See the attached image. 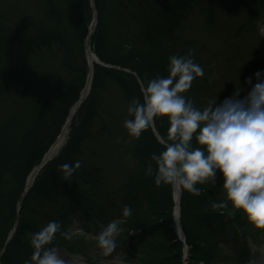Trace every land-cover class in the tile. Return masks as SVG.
<instances>
[{
	"label": "rangeland",
	"instance_id": "rangeland-1",
	"mask_svg": "<svg viewBox=\"0 0 264 264\" xmlns=\"http://www.w3.org/2000/svg\"><path fill=\"white\" fill-rule=\"evenodd\" d=\"M51 3L57 9L59 16L51 12ZM87 5L92 8L91 0L84 6ZM141 8L146 10L147 6L143 4ZM108 9V15L103 18V31L109 42L115 44L126 39L132 41L141 29L140 23L132 19V9L127 10L117 1L115 3L112 1ZM156 9L159 12L158 25L160 24L161 29L167 25L170 26L169 17L175 14L178 16L170 23L172 29L167 30V32L171 30L169 35L164 30L161 31V41L164 44L157 46L169 48V52L176 55L182 54L183 50L185 55L192 51L193 56L196 54L200 63L205 64L203 69L209 79L206 83L207 105L209 101L215 99L217 104L222 103L232 96L237 87L241 89L240 99L247 95L256 83L254 74L258 71L264 72V0H159ZM121 15L125 16L126 22L120 18ZM72 18L71 8L66 0H0V36L10 32L30 35L60 29L71 34L74 39V53L77 60L81 62L83 51ZM93 18L94 11L90 25ZM16 48V51L10 54L9 60L0 61V127L2 126L0 136L3 134L12 141L11 146L14 149L10 150L13 152L18 151V146L23 143L24 135L31 124L40 117L43 119L49 107L66 96L65 93L73 81V77L63 65L66 58L59 43L42 46L39 51L25 50L24 47L20 50L19 45ZM178 50L182 51L177 53ZM2 56L0 53V59ZM8 71L14 72V75H9ZM248 77H253L252 85L245 84ZM74 80L75 86L82 77ZM99 97L100 102L90 126V134L72 156L75 163L80 161L81 167L88 171L90 176L97 177L98 181L94 185H87L85 177L78 172L65 178L62 171L60 176L71 185L81 184L85 191L93 194L94 200L99 203L95 207L97 213L109 207L110 218H115L121 229L116 237L117 241L124 232L122 225L124 220L121 214L124 208L123 203L126 202L125 198L129 197V194H135L136 198L128 200L140 211L136 213V217L140 220L137 225L144 226L155 222L154 217L145 216L143 212L151 210V203L146 198L147 194L151 190L158 189L159 186L151 178L155 177L152 175L156 172L148 174L142 159L132 153L136 142L125 129L124 121L133 118L128 114L130 102L122 86L112 81L107 87L101 89ZM48 120L45 119V121ZM80 120L81 117L79 123ZM67 139L68 136L65 143L53 154V158L66 145ZM7 175L9 174L6 173L4 177L6 178ZM27 180L28 176L26 183ZM8 182H3L6 187L4 192L7 193V200L11 205L17 196L19 186ZM223 183V175L217 170L215 184L210 183L204 190L201 189L203 184L196 185L201 190L200 194H206V190L210 193L208 197H203L200 203L193 205L192 210L196 211L194 218L207 225L216 213L224 214V211H231L240 214L246 223L244 231L259 240L262 251L260 250L257 256H255L257 252H253L254 258L249 261V256L245 255L246 260H243L239 256L245 249L244 241L241 243L239 238L232 240L222 237L223 244H219L215 237L206 247L215 249L214 253L219 250L217 253L222 254L223 257H219L218 254L212 263L203 258L190 260L189 253L187 258L182 260L183 264H259L261 260L264 262V230L255 228L242 212L232 207L226 200ZM171 193L174 200L172 211L174 215L176 211L174 186H171ZM66 203L67 199L60 195L55 196L54 199L36 196L30 202L28 214L43 228L58 216L59 209ZM219 203H225L226 206H214ZM19 206L21 201L18 203V208ZM159 207L163 208L162 204H159ZM4 210L3 220L0 221V241L7 234L14 216L12 206L6 204ZM180 213L182 215V205ZM132 215L135 214L132 213ZM97 220L98 222H83L85 227L79 226L80 222L76 221V225L70 224L67 228L68 236H65L63 240H67L75 248L80 246L84 248V252L79 254L76 252L77 254L73 255L74 264H144L137 262V255L140 253L138 251H142V248L133 256L128 254L121 258L119 253H116V256L114 254L105 256L96 238L102 226L108 224L102 225V222ZM131 232L138 233L140 230L132 229ZM231 235H228L229 238ZM162 237L159 234L150 237L143 248L148 255L153 254L152 258L159 257L156 259L157 263L162 262H159L162 257L166 260L174 254L170 252L171 254H166V257L162 253L164 250L162 247L154 248V244L162 246ZM168 262L172 263L170 260ZM168 262L166 264H171Z\"/></svg>",
	"mask_w": 264,
	"mask_h": 264
},
{
	"label": "trees",
	"instance_id": "trees-1",
	"mask_svg": "<svg viewBox=\"0 0 264 264\" xmlns=\"http://www.w3.org/2000/svg\"><path fill=\"white\" fill-rule=\"evenodd\" d=\"M52 1V0H50ZM89 0H66L71 8L72 19L74 20L76 33L80 37V47L83 51L81 62L77 60L76 53H74L73 41L71 34L63 30L44 31L37 34H9L4 33L0 36V53L3 55L0 61H6L10 59V54L16 51V46L19 45V49L29 51H39L42 46H51L53 43H59L64 53L66 60L63 61L67 72L73 77V81L70 83L69 88L66 91V96L63 99L56 101L46 112V116L40 117L37 121L33 122L25 133L23 143L19 145L17 152H13L12 141L3 134L0 137V221L4 216V205L13 207V218L9 224L7 234L0 241V252L5 247L4 252L0 255L1 264H25V261H31V256L34 251L31 245L32 235L42 229L40 225L29 217L28 210L30 209V202L36 196L48 197L54 199L55 196L60 195L67 199V203L59 209L58 216L51 221H56L61 224V231L55 234L53 245L55 247L62 246L67 248L71 253L84 251L83 247L75 248L67 240L64 241L67 228L75 222L76 218L83 216L87 222L97 221V219H103L104 224H109L114 221L115 218H110L111 210L109 207L101 209L98 213L95 207L99 205L94 200V195L89 194L84 190L83 186L71 185L65 182L60 173L62 172V164L75 165L73 161V154L80 148V145L85 141L86 137L90 134V126L93 123L96 107L100 102V91L105 86L116 81L122 86L129 102L133 98H140L142 102V93L140 91L139 80H143L145 84L147 81L156 78L157 76L166 77L168 75L167 68L169 64V57L176 53L169 52V48L158 47L162 43L161 31L167 32L168 29H172L170 24L178 17L177 14L169 17L168 22L170 26L163 27L161 29L158 22L159 12L156 9V5L159 0H95L96 8L99 13V22L96 31L92 35L91 44L94 52L106 63H110L113 66L107 67L101 64L95 63L94 78L92 81V88L82 103L80 109L77 112L76 118L74 117L70 131L68 133V139L66 145L60 150L59 154L50 160L38 173L34 184L30 187L27 194L23 197V192L26 187V179L29 176L33 168L38 165L49 147L56 140L58 134L65 123L68 116L70 107L78 100L80 93L85 86L89 66L86 55V37L89 31L90 20L93 15L92 8L84 6ZM116 1L122 7H126L127 10L132 9L131 16L134 21L140 23V31L131 40H125L123 42H117L111 44L103 31V18L108 15L109 5ZM52 4V3H51ZM145 4L146 10L141 6ZM142 9V10H141ZM51 12L56 16L58 15L55 6L51 5ZM60 13V12H59ZM121 19L126 22L125 16L121 15ZM130 18V17H129ZM174 28V27H173ZM6 32V31H3ZM108 32V30H107ZM171 30L167 33L170 34ZM182 51V50H181ZM181 51H177L180 53ZM185 50L182 54L177 56H184ZM68 57V58H67ZM192 59L195 63L199 64L202 68L205 67L204 63H200L197 55L195 54ZM129 69L127 71L125 69ZM9 75H14V72L8 71ZM82 77V80L77 84L75 78ZM209 81L207 73L204 72L203 77H197L190 88L185 93L186 98L191 99L195 107L203 109L207 107V95L208 88L206 83ZM1 86V78H0ZM46 117V118H45ZM81 117L80 123L79 118ZM134 118V117H132ZM45 119H49L45 121ZM155 126L163 138L167 137V129L169 127L166 118H157ZM2 127V126H1ZM0 127V129H1ZM135 146L132 153L142 159V163L147 168L148 164L153 165V171L156 172V164L151 160L153 154H159L164 150L163 145L159 142L152 128L143 132L139 139H135ZM195 146V141H193ZM12 147V148H11ZM12 149V150H10ZM75 172L80 173L85 177L88 182L87 185H94L97 181V177H92L82 167ZM7 174V177L4 176ZM155 176V175H152ZM153 178L155 182V177ZM132 179V178H131ZM16 184L18 187L17 196L14 198L12 204L8 203V195L4 192L3 182ZM144 183V180H143ZM211 182L203 184L202 190L205 189ZM8 186V185H7ZM14 186V185H13ZM9 187V186H8ZM210 193V192H209ZM208 191L206 194L202 193L199 196H194L183 190L181 205L182 215L181 221L184 231L187 237V243L190 246V260L197 258H203L207 262H214L216 255L220 253L215 252V249L207 248V244L212 241L213 238H217V242L220 244L218 238L227 231V228H233L236 235L246 233L244 226L246 223L242 220L240 214L235 212L224 211V214L216 213L215 217L209 222L202 224L199 219L194 218L196 211H193V205L201 202L203 197H208ZM171 193V185L161 184L158 189L151 190L147 194L146 198L151 203V212L147 214L146 211L143 214L145 216L154 217L155 222H150L144 226L139 227L137 224L140 221L136 217V213H139L137 207H133L132 203L128 199L136 198L135 194H129L126 197V202L123 206L129 207L131 210L130 216H123L122 225L124 232L117 239V247L113 253L119 252L120 257L124 255L133 256L139 249L142 251L137 255V262L144 264H183V242L179 239L173 221V205L174 200ZM207 199V198H205ZM6 202H5V201ZM128 200V201H127ZM21 201V208L17 213L18 203ZM113 201V200H112ZM166 201V202H164ZM11 202V201H10ZM162 204L163 208L159 207ZM138 206V205H137ZM103 207V206H102ZM3 208V209H2ZM123 210V209H122ZM3 211V212H2ZM95 211V213H94ZM11 215V217H12ZM191 216V217H190ZM17 223L16 232L13 238L6 244L9 235ZM139 229L140 232L132 233L131 230ZM207 229V230H206ZM80 232V231H79ZM162 235V246L154 244V248L162 247L164 250L162 253L171 254L169 259L166 260L162 257L159 262L157 258H152V253H148L143 249L145 244L150 240V237ZM259 241V240H257ZM156 246V247H155ZM111 253V254H113ZM154 253V252H153ZM150 258V259H149ZM152 258V259H151ZM151 260H153L151 262Z\"/></svg>",
	"mask_w": 264,
	"mask_h": 264
},
{
	"label": "clouds",
	"instance_id": "clouds-1",
	"mask_svg": "<svg viewBox=\"0 0 264 264\" xmlns=\"http://www.w3.org/2000/svg\"><path fill=\"white\" fill-rule=\"evenodd\" d=\"M192 56V51L170 56L166 77L157 76L147 84L138 79L142 102L140 98L130 101L127 111L134 118L126 119L124 127L130 137L139 139L157 118H166L167 137L159 141L164 150L151 156L156 164V185H171L199 196L201 190L196 185L215 184L219 170L226 200L255 228L264 230V72L254 74L256 83L243 99L237 87L222 103L217 104L215 99L201 110L185 95L193 81L204 76V69ZM252 80L246 78L245 84L252 85ZM60 167L67 178L81 167V162ZM147 172H153L151 163ZM122 213L127 217L131 210L125 206ZM60 231L61 224L52 221L33 234L34 251L25 264H66L58 248L52 246ZM120 231L115 220L102 226L96 239L105 256L116 249ZM63 234L68 236L67 232Z\"/></svg>",
	"mask_w": 264,
	"mask_h": 264
},
{
	"label": "water",
	"instance_id": "water-1",
	"mask_svg": "<svg viewBox=\"0 0 264 264\" xmlns=\"http://www.w3.org/2000/svg\"><path fill=\"white\" fill-rule=\"evenodd\" d=\"M91 5H92V8H93V11H94V20L90 26V29H89V34L87 36V53H88V59H89V75H88V78H90V75H91V78H93V75H94V65L91 64V61H90V57L93 56L94 60L97 62V63H100V64H103V65H108L106 63H104L99 57L97 54H95L92 49H91V45H90V41H91V35L92 33L95 31L96 29V26H97V23H98V10L95 6V0H91ZM92 83V81H91ZM90 88H91V85H90ZM85 88H83V90L81 91V94H80V97L79 99L76 101V103L74 104V107L72 109H74V116H75V113L77 112V110L79 109V107L81 106L82 102L85 100V98L87 97V95L89 94V91L90 89L88 90V92L85 93ZM72 109L70 110V115L69 117L67 118L63 128H62V131L61 133L64 131V128L66 126H68L69 123H71L73 117H71V113H72ZM153 130H154V133L155 135L157 136L158 140L160 141L162 137V135L159 133V131L157 130L155 124L154 126L152 127ZM60 133V134H61ZM59 134V136H60ZM59 136L57 137L56 141L51 145V147L49 148V150L47 151V153L45 154L42 162L37 165L31 172V174L29 175V178H28V182H27V186H26V190H25V193L27 191V189L34 183V180L36 178V175L38 174V172L40 171V169L50 160L53 158V154L55 153L53 151V147L55 145V143L57 142ZM180 197H181V189H178L176 191V187H175V199H176V211H175V215H174V218H175V224H176V227L177 229L180 231V234H181V237L184 239L185 236H184V232H182V227H181V223H180V220H179V217H180Z\"/></svg>",
	"mask_w": 264,
	"mask_h": 264
},
{
	"label": "bare ground",
	"instance_id": "bare-ground-1",
	"mask_svg": "<svg viewBox=\"0 0 264 264\" xmlns=\"http://www.w3.org/2000/svg\"><path fill=\"white\" fill-rule=\"evenodd\" d=\"M90 61H91V64H93V65L95 64V62H94L95 60H94L93 56L90 57ZM91 81H92V78H91V75H90V78H87L86 84L84 86L85 93L88 92L89 89L91 91V88H92ZM90 85H91V88H90ZM90 91H89V93H90ZM73 107H74V105L71 108H73ZM73 116H74V109H72V113H71V117H73ZM69 130H70V123L68 124V126H66L64 128V131L60 134L57 142L55 143V145L53 147V151L54 152H56L65 143ZM177 190H178V188H176V191Z\"/></svg>",
	"mask_w": 264,
	"mask_h": 264
}]
</instances>
